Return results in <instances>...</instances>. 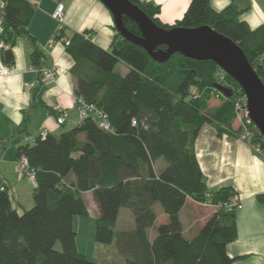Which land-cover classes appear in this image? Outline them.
Listing matches in <instances>:
<instances>
[{
    "label": "trees",
    "instance_id": "16d2710c",
    "mask_svg": "<svg viewBox=\"0 0 264 264\" xmlns=\"http://www.w3.org/2000/svg\"><path fill=\"white\" fill-rule=\"evenodd\" d=\"M35 1L4 0L0 41L7 65L13 63L12 46L19 36L30 39L32 65L40 63L42 52L28 31ZM129 1L158 26L206 24L228 36L264 84V25L250 28L233 2L215 10L209 0H189L181 18L167 25L157 18L159 6L151 0ZM123 23L140 34L129 18L123 17ZM83 34L73 32L65 46L74 62V93L105 114L110 130L88 114L71 128L37 135L33 143L16 148V157L25 155L34 170L33 204L18 212L0 186V264H107L77 249L73 217L88 215L86 191L98 211L94 241L114 243L125 264H232L225 247L236 236L235 213L225 204L235 192L230 185L206 187L192 141L208 122L218 135L240 136L245 129L251 144L264 146V137L235 107L241 87L211 60L174 53L159 63L116 32L108 49ZM119 62L128 68L124 74L115 70ZM216 83L231 95L224 97ZM42 89L34 90L37 103ZM211 97L219 99L217 106L208 105ZM158 158L163 166L155 170ZM188 200L215 208L191 237L183 235L179 218ZM155 203L165 215L162 222ZM119 209L131 213L132 228L115 229Z\"/></svg>",
    "mask_w": 264,
    "mask_h": 264
},
{
    "label": "crops",
    "instance_id": "0c3cea01",
    "mask_svg": "<svg viewBox=\"0 0 264 264\" xmlns=\"http://www.w3.org/2000/svg\"><path fill=\"white\" fill-rule=\"evenodd\" d=\"M151 1L159 6L157 18L167 25L180 19L189 3V0ZM231 2L241 10L240 19L250 28L264 25V0H209L215 10ZM59 6L60 15L55 17L53 14ZM1 20L0 7V30ZM28 31L43 55L38 66L31 63L32 48L28 37L16 38L11 65L1 58L0 41V186L7 189L18 212L33 204L35 182L17 173L16 148L33 143L42 129L58 133L64 124L68 129L80 121L74 93L75 78L71 73L74 62L63 39L73 32L84 33L97 46L108 49L115 33L111 13L99 0H36ZM6 66L8 69L4 72ZM51 66L56 67L55 77L42 80L37 69ZM127 70L124 67L119 72L124 74ZM39 85L43 86L39 96L41 103L34 101V90ZM218 104V98L211 97L208 101L209 106ZM60 110L67 112V118L59 126L55 123V115ZM232 126H236V122ZM192 148L206 187L214 190L230 185L241 199L240 207L234 210L236 236L225 247L233 259L232 264H264V200L260 199L264 196V146L250 144L231 133L218 135L213 124L205 122L197 131ZM153 166L160 170L161 158L156 159ZM85 195L92 198L90 191L83 192ZM93 208L97 215L95 204ZM154 208L158 213L157 221H164L165 215L157 203ZM214 209L188 200L179 211L183 235L191 237ZM122 210L117 214L116 230L130 229L134 225L131 213ZM152 232L150 229V236ZM99 254L101 263L115 264L107 252L102 250ZM121 264H125L123 259Z\"/></svg>",
    "mask_w": 264,
    "mask_h": 264
},
{
    "label": "water",
    "instance_id": "95a60500",
    "mask_svg": "<svg viewBox=\"0 0 264 264\" xmlns=\"http://www.w3.org/2000/svg\"><path fill=\"white\" fill-rule=\"evenodd\" d=\"M99 1L111 13L115 32L141 46L154 61L165 62L174 53L195 60L213 61L241 87L247 117L264 137V84L235 41L206 24L196 27L158 26L129 0ZM123 17L136 23L139 35L125 27ZM214 87L224 97L231 95V90L222 84L216 83Z\"/></svg>",
    "mask_w": 264,
    "mask_h": 264
},
{
    "label": "built area",
    "instance_id": "2783aa9c",
    "mask_svg": "<svg viewBox=\"0 0 264 264\" xmlns=\"http://www.w3.org/2000/svg\"><path fill=\"white\" fill-rule=\"evenodd\" d=\"M3 3H4V0H0V7H2ZM53 15L55 17L60 15V6L57 7V9L55 10ZM83 35H84V37H88L87 34H83ZM68 43H69V39L64 38L63 44L66 46V45H68ZM7 69H8V67L6 66L3 68V71L7 72ZM37 70H38V72L40 74V78L42 80L53 79L56 75V67L55 66H51L48 68H38ZM221 71H223V70H221ZM222 76H223V73L221 72L220 78H222ZM27 85H30V84H27ZM235 107H236L237 111H239V112L243 111L246 120L250 121L249 118L247 117L246 101H245L244 94L236 96ZM76 109H77V114H78L79 120L88 114H92L99 127L103 128L105 130H110V124L107 121L105 114L102 113L93 104L86 103L81 97H77L76 98ZM66 118H67V112L65 110H60L55 115V123L59 126L63 125L66 121ZM46 133H47V130L42 129L38 135L41 137H44L46 135ZM239 137H241L242 139H244L250 143L248 133L246 132L245 129H243V131L241 132ZM14 163H15V168L17 170V173L19 175L25 176L30 180L34 179V170L29 168L27 158L25 155L20 154L19 156H17ZM0 188L2 189V187H0ZM240 205H241L240 197L236 193H233L229 197L227 203L225 204V207L227 210H235L236 208L240 207Z\"/></svg>",
    "mask_w": 264,
    "mask_h": 264
},
{
    "label": "rangeland",
    "instance_id": "374dc122",
    "mask_svg": "<svg viewBox=\"0 0 264 264\" xmlns=\"http://www.w3.org/2000/svg\"><path fill=\"white\" fill-rule=\"evenodd\" d=\"M126 67L123 63L119 62L115 66V70L123 71ZM239 96V95H237ZM67 125L64 124L61 128L66 129ZM85 200L88 204V215L87 216H75L73 217V228L76 232V245L79 252L84 254L87 258L100 262L102 259L99 252H107L115 260V264H121L123 256L117 251L114 243L104 244L97 243L93 239V230H94V219H95V210H94V201L89 196L85 195ZM32 206V205H31ZM30 205H26V208H29ZM121 211H124L121 209ZM128 211V210H127ZM128 213H130L128 211ZM118 224L116 228H118ZM102 247V248H100Z\"/></svg>",
    "mask_w": 264,
    "mask_h": 264
}]
</instances>
